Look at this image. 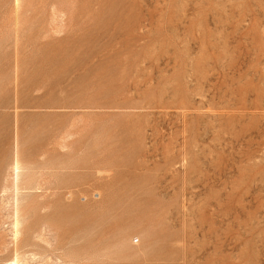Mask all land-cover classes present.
Here are the masks:
<instances>
[{"label":"rangeland","instance_id":"374dc122","mask_svg":"<svg viewBox=\"0 0 264 264\" xmlns=\"http://www.w3.org/2000/svg\"><path fill=\"white\" fill-rule=\"evenodd\" d=\"M73 260L264 264V0H0V264Z\"/></svg>","mask_w":264,"mask_h":264},{"label":"bare ground","instance_id":"6f19581e","mask_svg":"<svg viewBox=\"0 0 264 264\" xmlns=\"http://www.w3.org/2000/svg\"><path fill=\"white\" fill-rule=\"evenodd\" d=\"M16 154V153H15ZM15 157V156H14ZM24 166V165H23ZM26 167H28V166H26ZM31 167V166H30ZM24 168V167H23ZM36 168V167H35ZM6 169H8V168H6ZM27 169V168H26ZM25 169V170H26ZM29 170H30V168H28ZM9 170H10V168H9ZM11 170H12V179H13V184H12V192L14 193V195L12 196V197H14V205H12L13 206V211H14V215H15V222H14V224H13V230H14V234L13 235H15V238H17L18 236V234H19V232L21 231V230H18V229H20V228H18V226H19V224H21V222L19 221V212L21 211L20 210V203H21V201H20V196H24V194H25V192H24V190H26L27 188H21V187H19L20 186V181H21V176H22V174L24 173V170H23V173H22V167H21V165H20V162L18 161V160H15L14 161V163H13V165H12V168H11ZM28 170V171H29ZM40 169H38V171H39ZM45 171V170H44ZM6 173H7V171H6ZM26 173V172H25ZM29 173V172H28ZM25 175H27V174H25ZM36 175V174H35ZM39 175V174H38ZM31 176H33V175H31ZM37 176V175H36ZM30 177V176H29ZM43 177V176H42ZM25 178V177H24ZM27 178V177H26ZM38 179H39V176L37 177ZM37 179V180H38ZM27 180H31V179H27ZM5 181V180H4ZM32 181H35L34 179L32 180ZM6 182V181H5ZM8 182V181H7ZM28 182V181H27ZM37 182V181H36ZM22 183H23V181H22ZM21 183V184H22ZM5 184H8V183H5ZM5 184H4V188H3V193H6L7 192V190H9V189H7V187L5 186ZM37 184V183H36ZM35 184V185H36ZM31 185H33V183L31 184ZM57 185V184H56ZM8 186V185H7ZM31 187V186H30ZM34 187V186H33ZM36 187H38V186H36ZM8 188H10V187H8ZM50 188V187H49ZM57 188V187H56ZM33 189V188H32ZM35 189H37V188H35ZM11 190V189H10ZM10 190H9V192H10ZM42 190V189H41ZM27 191V190H26ZM39 191V190H38ZM12 192H10V193H12ZM33 192V191H32ZM41 192V191H40ZM59 192V191H58ZM8 193V192H7ZM37 194V193H36ZM41 194V193H40ZM54 194V193H53ZM27 195H28V193H27ZM35 195V194H34ZM26 196V195H25ZM37 196H39V195H37ZM36 196V197H37ZM41 196V195H40ZM39 196V197H40ZM58 196H59V194H58ZM24 198V197H23ZM51 198H52V196H51ZM50 198V199H51ZM26 199V198H25ZM52 201V200H51ZM22 204H26V203H22ZM21 204V205H22ZM28 204V203H27ZM22 206H24V205H22ZM27 206H29V205H27ZM43 206V205H42ZM45 206V205H44ZM60 208H61V206H59ZM12 208V207H11ZM25 208V207H24ZM22 209V208H21ZM26 209V208H25ZM42 210V209H41ZM63 210V209H62ZM12 211V210H11ZM59 211H61L60 209H59ZM58 211V212H59ZM27 212V211H26ZM33 212V211H32ZM23 212H20V214H22ZM34 213V212H33ZM38 213V212H37ZM26 214V213H25ZM46 214V213H45ZM48 214V213H47ZM46 214V215H47ZM32 215V214H31ZM44 215V214H43ZM10 216H13V215H11V212H10ZM27 217H29V216H27ZM13 218V217H12ZM23 218H24V216H23ZM32 218V217H31ZM44 219H45V217H43ZM22 219V218H21ZM44 219H42L43 221H44ZM63 219V218H62ZM23 220V219H22ZM25 220V219H24ZM31 220V219H30ZM28 221V220H27ZM48 221H49V218H48ZM47 221V222H48ZM63 221V220H62ZM66 221V220H65ZM13 222V221H12ZM11 222V223H12ZM47 222L45 223V224H43V223H40L39 225L40 226H42L41 224H43V225H45L46 226V224H47ZM23 224V223H22ZM21 224V225H22ZM25 224H26V222H25ZM51 224V223H50ZM66 224V223H65ZM27 225H28V223H27ZM47 225H49V224H47ZM11 226V225H10ZM65 226V225H64ZM19 227H21V226H19ZM23 227V226H22ZM43 228H46V227H42V229ZM51 228V227H50ZM54 228V227H53ZM10 229H11V227H10ZM23 229V228H22ZM49 229V228H48ZM58 229V228H57ZM39 230V229H38ZM46 230V229H45ZM50 230V229H49ZM49 230H47V234H48V232H49ZM58 231V230H57ZM11 232H13V231H11ZM23 232V231H22ZM36 232V231H35ZM25 233V232H24ZM37 233V232H36ZM38 233L40 234V232L38 231ZM38 233H37V236H38ZM44 233V232H43ZM51 233V232H50ZM34 233H32L31 235H33ZM20 235V234H19ZM25 235V234H24ZM35 235V234H34ZM44 235V234H43ZM57 235V234H56ZM56 235L54 236V237H56ZM21 236V235H20ZM42 237V236H41ZM44 237V236H43ZM52 238L50 235L48 236V238ZM31 238H32V236H31ZM13 239V238H12ZM12 239H11V242H10V245H11V243H13L12 242ZM23 239V238H22ZM35 239H37L36 237H35ZM34 239V240H35ZM45 239V238H44ZM10 240V239H9ZM16 240V239H15ZM48 240V239H47ZM52 240H53V238H52ZM6 241V240H5ZM37 241V240H36ZM35 241V242H36ZM39 241H41V240H39ZM8 242V241H7ZM50 242H52V241H50L49 240V244H50ZM25 243V242H24ZM53 243V242H52ZM67 244H68V242H66ZM7 244H9V243H7ZM6 244V245H7ZM22 244H23V242H22ZM30 244H31V242H30ZM29 244V245H30ZM42 244V243H41ZM40 243L39 244H36V245H41ZM45 244V243H44ZM71 244V243H70ZM36 245H35V247H36ZM48 245V244H47ZM52 245V244H51ZM23 246H25V244L23 245ZM26 246H27V244H26ZM31 246V245H30ZM53 246H54V244H53ZM69 246V245H68ZM72 246V245H71ZM7 247V246H6ZM5 247V248H6ZM39 247V246H38ZM47 247V246H46ZM9 247H7V249H8ZM24 248V247H23ZM32 248V247H31ZM37 248V247H36ZM51 248V247H50ZM4 249V248H3ZM10 249V248H9ZM51 249H53V248H51ZM6 250V249H5ZM39 250H41V249H39ZM56 250V249H55ZM63 250H65V249H63ZM38 251V250H37ZM54 251V250H53ZM61 251V250H60ZM66 251H68V250H65V252ZM5 252V251H4ZM26 252V251H25ZM55 252V251H54ZM6 253H7V250H6ZM28 253V252H27ZM30 253H32V252H30ZM30 253H28V255L30 254ZM38 253H40L39 251H38ZM38 253H36L37 255H35V257L36 256H38ZM42 253V252H41ZM45 254H47L46 252H44ZM44 253H42V254H44ZM53 253V252H52ZM57 253H59V252H57ZM3 254V253H2ZM11 254V253H10ZM23 254V253H22ZM45 254H44V257H45ZM66 254H68V253H66ZM72 254V253H71ZM75 254V253H74ZM77 254V253H76ZM19 255V254H18ZM21 255V254H20ZM24 255V254H23ZM26 255V254H25ZM25 255H24V257H25ZM32 255H33V253H32ZM48 256L49 255H51V253L49 254H47ZM63 255V254H62ZM27 256V255H26ZM31 256V255H30ZM41 255H39V257H40ZM52 256V255H51ZM50 256V257H51ZM54 256V255H53ZM58 256V255H57ZM34 257V258H35ZM38 257V260L40 261L43 257L41 256V259ZM47 257V256H46ZM56 257V256H55ZM60 258H61V256H59ZM63 257H65V255H63L62 256V258ZM69 257H71V256H69ZM84 257V256H83ZM86 257H88V256H86ZM19 258H21L22 260H23V258L22 257H19ZM29 258V257H28ZM33 258V259H34ZM37 258V257H36ZM35 258V259H36ZM66 258H67V256H66ZM77 258H79V257H77ZM76 258V259H77ZM13 259V258H12ZM25 259V258H24ZM32 259V260H33ZM52 259H54V257L52 258ZM69 259V258H68ZM82 259V256H81V258H80V260ZM6 260V259H5ZM4 260V261H5ZM10 260V259H9ZM21 260V261H22ZM28 260V259H27ZM37 260V259H36ZM46 260V259H45ZM55 260H56V258H55ZM60 260V259H59ZM62 261H63V259H61ZM71 260V259H70ZM79 260V259H78ZM2 261V260H1ZM20 261V260H19ZM24 261V260H23ZM42 261V260H41ZM3 262V261H2ZM11 262H13V260L11 261ZM11 262H10V264H11ZM27 261H25V263H26ZM33 262V261H32ZM35 262V261H34ZM49 262V261H48ZM55 262V261H54ZM59 262V261H58ZM73 262L75 263L76 261L75 260H73ZM6 263V262H5ZM9 263V262H8ZM23 263V262H22ZM21 263V264H22ZM37 263V262H36ZM35 263V264H36ZM44 263V262H43ZM71 263V262H70ZM69 263V264H70ZM77 263V262H76ZM75 263V264H76ZM13 264H17V261H15ZM27 264V263H26ZM29 264H30V262H29ZM32 264V263H31ZM39 264V263H38ZM40 264H41V262H40ZM61 264H63L62 262H61ZM65 264V263H64ZM68 264V263H67ZM73 264V263H72Z\"/></svg>","mask_w":264,"mask_h":264}]
</instances>
